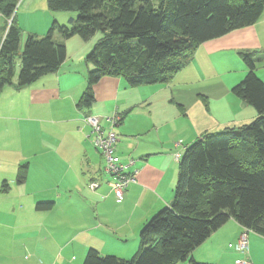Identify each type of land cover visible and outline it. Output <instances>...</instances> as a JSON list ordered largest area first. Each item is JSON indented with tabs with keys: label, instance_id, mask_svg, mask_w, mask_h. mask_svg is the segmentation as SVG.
<instances>
[{
	"label": "crops",
	"instance_id": "obj_1",
	"mask_svg": "<svg viewBox=\"0 0 264 264\" xmlns=\"http://www.w3.org/2000/svg\"><path fill=\"white\" fill-rule=\"evenodd\" d=\"M64 43L66 59L55 72L19 90L9 85L0 92V264H80L89 248L102 255L118 246L123 248L118 258H125L129 244L134 252L142 227L173 200L175 155L181 156L201 134L219 129L215 126L221 118H202V110L192 114L194 105L202 104L201 95L194 99L195 92L181 89L201 82L199 92L205 98L216 93L232 97L231 88L247 71L241 53L264 55V9L254 24L201 44L167 84L131 87L123 78L102 77L88 108L78 104L87 86L85 56L93 45L75 37ZM222 61L224 68L217 66ZM216 66V77L239 72L225 82H211ZM254 66L257 73L260 62ZM230 100L244 109L241 99ZM115 113L122 117L114 128L115 155L122 163L133 161L127 171L137 172L121 203L114 200L102 154L84 122L85 116H96L107 129L105 118ZM25 165L26 177L20 182L18 173ZM90 182L98 183L94 191ZM241 231L229 220L191 257L211 264L243 259L264 264V237L256 233L248 235L246 255L227 250L225 242L236 241Z\"/></svg>",
	"mask_w": 264,
	"mask_h": 264
},
{
	"label": "trees",
	"instance_id": "obj_2",
	"mask_svg": "<svg viewBox=\"0 0 264 264\" xmlns=\"http://www.w3.org/2000/svg\"><path fill=\"white\" fill-rule=\"evenodd\" d=\"M20 1L0 0V92L55 72L66 59L65 41L99 33L85 56L89 70L80 108L94 103L93 87L102 77L123 78L131 87L169 83L201 44L254 24L264 9V0H46L50 12L77 17L70 27L54 22L43 38L27 34L21 46ZM241 57L247 71L231 92L256 118L239 129L203 133L185 148L173 200L142 227L130 259L89 248L82 264H211L191 254L229 220L264 237V81L254 66L262 56Z\"/></svg>",
	"mask_w": 264,
	"mask_h": 264
},
{
	"label": "rangeland",
	"instance_id": "obj_3",
	"mask_svg": "<svg viewBox=\"0 0 264 264\" xmlns=\"http://www.w3.org/2000/svg\"><path fill=\"white\" fill-rule=\"evenodd\" d=\"M75 17H77V13H75V12H50L47 9L46 0H21L20 2H18L17 8H16V21H17L16 23H17V26L19 27V29L21 30V37H20L21 38V46H24L23 44L25 43V39H26L27 34H33L38 38H43L46 35L47 31L49 30V27L54 22H56L60 26L70 27L71 26V20L70 19L75 18ZM101 37H102L101 34L96 33L91 39H89L87 41L81 40L78 37H75V38H77L79 40V42H81V44H89L90 43V45H94L95 43H97L99 41V39ZM55 39H56V37H55ZM72 46H73V44L69 43L68 47L72 48ZM72 49H74V48H72ZM241 61L242 60H240V62ZM223 64H224V61L220 62L217 66L220 68H224ZM242 64L244 65L243 61H242ZM217 66H216L214 74H213V77H215V79H213V81L211 80V82H219V81L225 82L227 77L229 80L232 78V76H236L238 74L237 72H239V70H235L236 71L235 74H233L231 77L228 76V73L225 74L224 76L216 77V76H219V73L217 71ZM260 66L261 67H258V71H257V73L255 72V74L260 80L264 81V74H262V73H264V71H263V69H264L263 68L264 67V55H262V61H260ZM16 76H17V74L15 75V78H16ZM236 80L237 79H233L232 83ZM157 84H162V83H157ZM202 86H203V83L194 82L193 84L189 85L187 87V89H181V91L185 94H190V93L195 92L193 94L194 99H195V97H198V98L201 97V103L202 104L198 108H197V106H198L197 104L194 105V109H192L193 110L192 114H195L196 112H200L202 110V111H205V116L201 115L202 118L206 117V119L211 120V121H214L218 118H221V120L219 122V127L215 126V128H219V129H215L216 131H214V132L222 131L226 127L233 128V129H237V128L239 129L244 125H249L256 118L257 113L252 107L244 104V109H243V107L238 108V106H237V104H239L238 102H236V101H235L236 103L231 102L230 98H232V100H233V98H235V100H240L235 95H230L232 97L228 96L226 98V96L221 95L220 93H216L215 95H213V94L208 95L209 98H205L199 92V90ZM199 95H201V96L199 97ZM230 108H233L234 110H231ZM112 116H109V117H112ZM206 123H208V122H206ZM212 126H214V125H212ZM212 126H210V127H212ZM252 233H254V232H250L249 235L251 236ZM235 242H237V240L225 242L226 243L225 246H226L227 250L235 253L236 252L235 251L236 250V248H235L236 243ZM229 243H231L234 247H231L229 245ZM213 245H214V247L215 246L217 247V245L215 243H213ZM137 246H138V244L135 246L136 250H137ZM131 248H132V244H129L126 248H124L125 252H127V253L125 255V258H122V259H130L134 255L136 250H134V252H132V251H130ZM223 249L225 250V247L224 246L221 247L219 245V250L223 251ZM204 250L206 251V247L204 248ZM121 251H123V248L118 246L111 253H106V254H102V255L110 254V255H115V256L118 255L117 257H120L119 253H121ZM211 252L212 251L208 252L207 257L209 256V254H211ZM83 259H84V257H82L80 264L83 263ZM177 264H182V263L178 262Z\"/></svg>",
	"mask_w": 264,
	"mask_h": 264
},
{
	"label": "built area",
	"instance_id": "obj_4",
	"mask_svg": "<svg viewBox=\"0 0 264 264\" xmlns=\"http://www.w3.org/2000/svg\"><path fill=\"white\" fill-rule=\"evenodd\" d=\"M84 122L90 129L88 137L102 154L104 163L103 169L105 174L109 177L108 185L114 196V200L117 203H121L128 186L136 182L137 172L127 171L128 167L133 163V161L129 160L126 163H122L118 161L115 155V145L118 139L114 128L119 124L120 116L119 114L115 113L112 117L105 118L107 129L102 127L100 118L96 116L87 115L84 117ZM179 157V154L175 155L176 160H178ZM88 187L90 190L94 191L98 187V183L90 182ZM249 232V230L242 228V231L238 236L235 248L240 254L246 255L248 253ZM238 264L252 263L246 259H243L240 260Z\"/></svg>",
	"mask_w": 264,
	"mask_h": 264
}]
</instances>
